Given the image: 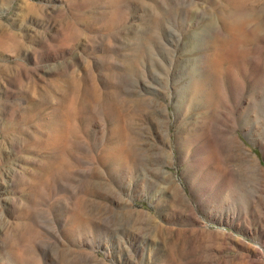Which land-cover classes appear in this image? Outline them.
<instances>
[{
    "label": "rangeland",
    "instance_id": "1",
    "mask_svg": "<svg viewBox=\"0 0 264 264\" xmlns=\"http://www.w3.org/2000/svg\"><path fill=\"white\" fill-rule=\"evenodd\" d=\"M0 264H264V0H0Z\"/></svg>",
    "mask_w": 264,
    "mask_h": 264
},
{
    "label": "bare ground",
    "instance_id": "2",
    "mask_svg": "<svg viewBox=\"0 0 264 264\" xmlns=\"http://www.w3.org/2000/svg\"><path fill=\"white\" fill-rule=\"evenodd\" d=\"M208 46V45H207ZM213 46V45H212ZM212 46H210V48H212ZM203 57V56H202ZM215 58V57H214ZM202 59V58H201ZM216 59V58H215ZM202 65H204V61L202 60L201 62ZM211 65V64H210ZM219 68V67H218ZM202 74L205 78H202V80L207 83V81H212V77L213 73L210 72L208 70L202 69ZM189 77V76H188ZM214 79V78H213ZM203 81H201V83H197L194 81V79H192V76L188 79L187 81V85H186V90H187V94L185 96V99L183 100L184 104L187 105V108L189 107H194L198 105L199 101H200V94L203 96L204 91L207 92V90L204 87ZM183 95V94H182ZM208 95V93H207ZM205 97V94H204ZM199 107V106H198ZM198 107L196 109H198ZM191 112V111H190ZM194 114V113H193ZM158 230V229H157ZM161 231V230H160ZM159 232V231H158ZM162 234V233H161Z\"/></svg>",
    "mask_w": 264,
    "mask_h": 264
}]
</instances>
